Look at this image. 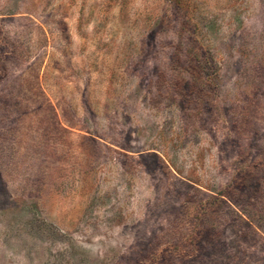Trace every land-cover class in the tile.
<instances>
[{"label": "rangeland", "instance_id": "1", "mask_svg": "<svg viewBox=\"0 0 264 264\" xmlns=\"http://www.w3.org/2000/svg\"><path fill=\"white\" fill-rule=\"evenodd\" d=\"M0 264H264V0H0Z\"/></svg>", "mask_w": 264, "mask_h": 264}]
</instances>
